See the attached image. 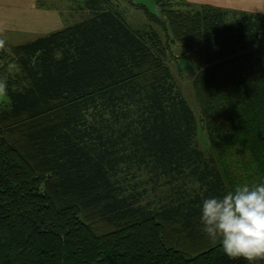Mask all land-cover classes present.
Returning <instances> with one entry per match:
<instances>
[{"label": "trees", "instance_id": "16d2710c", "mask_svg": "<svg viewBox=\"0 0 264 264\" xmlns=\"http://www.w3.org/2000/svg\"><path fill=\"white\" fill-rule=\"evenodd\" d=\"M155 1L159 15L84 0L80 21L0 40V264H248L206 237L199 206L264 182V13ZM153 25L197 66L198 117ZM234 147L251 159L243 181Z\"/></svg>", "mask_w": 264, "mask_h": 264}, {"label": "rangeland", "instance_id": "374dc122", "mask_svg": "<svg viewBox=\"0 0 264 264\" xmlns=\"http://www.w3.org/2000/svg\"><path fill=\"white\" fill-rule=\"evenodd\" d=\"M45 3L46 11H40L39 14H35L37 11H39V8L42 9V6L39 7L38 2H35V6L33 9L24 8L26 11L25 15L21 17L19 15V18L14 13L16 9H19V5H26V0H0L1 7L6 8V4H9V8H11V12L6 19L7 22L14 21L16 24L19 23V28H27L30 27L33 29V31H17L18 29H14L12 27L6 28L0 25V40L5 42L9 45H15L19 43H23L25 41L31 40L36 35H40L42 33H39L43 30L41 25H36L35 27H31L32 23L30 22L31 19H34L37 17L40 20H44L46 17V28L44 29L45 32H49L57 27H63L65 25H69L71 23H75L76 21H80L81 19H84L87 16V11L84 9L83 2L84 0H46L43 1ZM133 2L138 4H143L150 12L155 13L159 15L158 6L155 0H133ZM173 8L182 10V11H195L194 8H197L201 4L206 3H198L193 2L190 0H173ZM22 7V6H21ZM120 8L122 10H125V13L127 15V19L129 23L134 26H142L144 24H149L147 21L146 16L138 9L131 8L125 3H121L120 1ZM222 8V7H220ZM21 9V8H20ZM230 9V8H229ZM44 10V9H43ZM232 10H238V9H232ZM230 12H233V11ZM23 12V11H19ZM33 12V14H32ZM42 12H45L43 14ZM250 12V11H248ZM263 12V11H262ZM238 14V12H236ZM2 17V16H1ZM0 17V20L2 18ZM160 19L164 18L162 16H159ZM26 21V22H25ZM23 22V23H22ZM154 28H156L165 40L170 46L169 48V56H168V64L178 82V85L180 86L183 95L185 96L187 102L191 105V107L194 109L196 116H199L196 102L193 97V90H192V81L195 75V72L197 71V66L194 62L191 61L189 58V54L182 48V46L178 43L171 42V36L167 37L165 33L161 31V29L158 26L153 25ZM39 31V32H38ZM258 57L252 58V61L255 64L254 73L252 74L253 77L256 76L260 72L261 65L259 62H257ZM241 72L247 73L250 72V68H248V65L243 63L241 67ZM238 70L237 68L234 70L236 73ZM3 99V97L0 95V100ZM223 117V115H222ZM199 147L201 150H204L207 154L209 152V146L207 144V139L205 136V133L203 131H199V135L197 138ZM229 157L230 166L232 169V172L234 176L237 178L236 180L243 181L242 178L245 177L247 174L252 173V164L250 163L251 159L249 154L238 148L234 147L230 150Z\"/></svg>", "mask_w": 264, "mask_h": 264}, {"label": "clouds", "instance_id": "9594fccd", "mask_svg": "<svg viewBox=\"0 0 264 264\" xmlns=\"http://www.w3.org/2000/svg\"><path fill=\"white\" fill-rule=\"evenodd\" d=\"M6 87L0 80V95ZM199 224L229 258H243L248 264L264 260V182L240 184L221 196L205 197Z\"/></svg>", "mask_w": 264, "mask_h": 264}, {"label": "crops", "instance_id": "0c3cea01", "mask_svg": "<svg viewBox=\"0 0 264 264\" xmlns=\"http://www.w3.org/2000/svg\"><path fill=\"white\" fill-rule=\"evenodd\" d=\"M36 1L38 0H26V5L24 6L19 5L21 9L20 8L16 9L15 11H13L14 13L10 11L11 8L8 7L9 4H6V8L1 7L2 5L0 4V17L2 16L1 17L2 20H0V25L2 24V26L6 28L12 27L14 29H18L17 31L24 30V31L35 32L30 27H27L26 29L21 28V27L19 28V23L16 24V22L11 21V20L7 22L6 19L8 18L10 12L12 15L15 14L18 18H19V15H21V17L24 16L26 13L25 12L26 10L24 8H27V10L33 9ZM43 1H46V0H43ZM190 1L198 2V3H206V4H210V5L222 7V8L238 9V10H243V11H251V12H262L263 11L262 13H264V0H190ZM44 6H45V3H44ZM19 11H23V12H19ZM40 11H46V7H42V9L39 8V11H37L35 14L36 15L39 14ZM42 13L45 14V12H42ZM30 22L32 23L31 27H35L36 25L42 26L43 30L41 32L38 31L39 33H46L44 30L46 28V17L43 21L40 20L39 18L37 20V17H35L34 19H31ZM57 28H60V27H57Z\"/></svg>", "mask_w": 264, "mask_h": 264}]
</instances>
